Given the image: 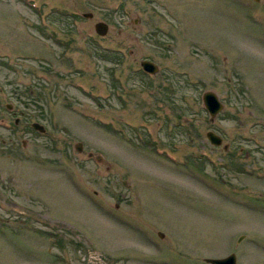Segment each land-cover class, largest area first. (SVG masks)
Returning <instances> with one entry per match:
<instances>
[{"label":"rangeland","instance_id":"rangeland-1","mask_svg":"<svg viewBox=\"0 0 264 264\" xmlns=\"http://www.w3.org/2000/svg\"><path fill=\"white\" fill-rule=\"evenodd\" d=\"M231 253L264 264V0H0V264Z\"/></svg>","mask_w":264,"mask_h":264},{"label":"water","instance_id":"water-1","mask_svg":"<svg viewBox=\"0 0 264 264\" xmlns=\"http://www.w3.org/2000/svg\"><path fill=\"white\" fill-rule=\"evenodd\" d=\"M91 16H92L91 13H84V17L89 18ZM94 30H95L96 34H98L100 36H104L107 33L108 26L105 22L99 21V22L94 24ZM140 64H141V67L143 70H145L151 74L156 73V71L158 69L157 65L154 64L153 62L149 61V60H143V61H141ZM202 101H203V104H204L205 108L207 109L211 118L216 116L223 108L222 102L219 100L217 94L213 91H205L202 95ZM7 108H11V105L7 104ZM31 125L34 129H36L40 132L44 131V127L37 122H33ZM206 136L213 145H219L222 141L221 137L212 131H208L206 133ZM74 147L77 151H81L82 150V143L77 142V143H75ZM88 156H93V153L90 152L88 154ZM95 158L97 161L101 160L100 155H95ZM159 236L162 237L163 234L159 233ZM205 261L208 263H211V264H236V256H235V254L231 253L228 256L221 257V258H207V259H205Z\"/></svg>","mask_w":264,"mask_h":264},{"label":"flooded vegetation","instance_id":"flooded-vegetation-1","mask_svg":"<svg viewBox=\"0 0 264 264\" xmlns=\"http://www.w3.org/2000/svg\"><path fill=\"white\" fill-rule=\"evenodd\" d=\"M141 61H143V60H141ZM141 61H140V63H141Z\"/></svg>","mask_w":264,"mask_h":264}]
</instances>
